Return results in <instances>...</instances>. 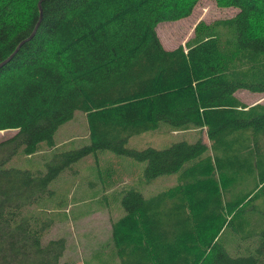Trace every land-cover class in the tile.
Masks as SVG:
<instances>
[{"label": "trees", "instance_id": "16d2710c", "mask_svg": "<svg viewBox=\"0 0 264 264\" xmlns=\"http://www.w3.org/2000/svg\"><path fill=\"white\" fill-rule=\"evenodd\" d=\"M197 2L0 0V132L14 131L0 141V264H65L66 236H51L55 218L70 217L61 178L85 193L99 180L92 195L104 196L102 178L70 172L104 151L142 164L110 224L119 264H264V228L245 218L264 197V104L235 96L264 94V0H216L236 13L198 22L183 47L165 49L157 26ZM76 113L89 142L58 146ZM164 125L198 136L128 147ZM166 175L174 184L143 191Z\"/></svg>", "mask_w": 264, "mask_h": 264}, {"label": "rangeland", "instance_id": "374dc122", "mask_svg": "<svg viewBox=\"0 0 264 264\" xmlns=\"http://www.w3.org/2000/svg\"><path fill=\"white\" fill-rule=\"evenodd\" d=\"M21 9L24 12V7ZM235 13L236 10L232 8L219 7L216 0H198L188 17L179 21L160 23L157 26V35L165 49L172 50L180 46L183 47L186 41L192 38L193 29L198 22L204 21L209 23L217 19H227ZM252 29H254V25H252ZM235 96L245 105H251L253 103L264 104V94L260 95L247 90H239L235 93ZM257 97V100L252 101V99ZM203 132H201L202 138L205 141ZM13 134L14 131H1L0 141ZM194 134L196 135L195 131L172 134V131H169V127L164 125L159 130L132 137L128 142V147L133 149L146 147L161 149L169 146L171 144L170 142L182 140L181 138L183 137L189 138ZM56 137L57 145L65 146L66 148L71 145L76 146L88 143L89 130L86 115L76 113L70 122L61 126ZM12 161L15 163L16 158ZM134 163L142 167L141 163L131 161L130 158L117 156L108 151H104L86 156L74 166V169L70 172L76 174L83 172V176L87 179L90 178L91 181L96 177L102 178V185L105 187V195L102 197H93L92 195L95 192L97 194L96 188L100 185L99 180L93 181L88 186L89 190L85 193V188L83 186L76 187L74 180H68L66 177L61 178L60 186L69 193L70 197L68 208V215L70 217L66 221L56 217L54 222L56 225L51 234L52 237L66 236L63 238L66 240L67 250L61 259V263L119 264L115 255V249L112 243L108 241L110 224L112 220L118 218L120 215L116 204L120 193L119 191L126 185L136 183L138 177L134 174L135 169H137V174L140 173L138 166L134 167L132 165ZM174 181L175 175L160 176L145 185L146 187L143 191H159L164 187L174 184ZM100 198L102 202L98 203L97 200ZM255 204L257 205L256 216L247 213L245 218H252L255 221L254 227L262 229L264 228V197H261ZM81 208H85L83 211L88 210L85 216L83 215L85 212L80 213L81 211H78ZM74 212H76L75 218L72 217ZM206 234L207 236L211 234L217 236V231L212 230L206 232ZM226 235L229 237L233 235L230 228L227 229ZM262 237L264 239V234H262ZM260 238L261 234L255 236L254 240L260 243ZM245 244L244 242L242 246H245ZM230 246L231 243L226 246L227 251L231 250ZM258 255L261 256L264 263V251L262 254L258 252Z\"/></svg>", "mask_w": 264, "mask_h": 264}, {"label": "crops", "instance_id": "0c3cea01", "mask_svg": "<svg viewBox=\"0 0 264 264\" xmlns=\"http://www.w3.org/2000/svg\"><path fill=\"white\" fill-rule=\"evenodd\" d=\"M258 99V97L257 98H255V99H252V101H255V100H257ZM253 104H255V103H253ZM253 104H251V105H253ZM196 135L194 134V135H191L189 138H187V137H183V138H181L182 140H187V141H194L195 140V137ZM195 137V138H194ZM194 138V139H193Z\"/></svg>", "mask_w": 264, "mask_h": 264}, {"label": "water", "instance_id": "95a60500", "mask_svg": "<svg viewBox=\"0 0 264 264\" xmlns=\"http://www.w3.org/2000/svg\"><path fill=\"white\" fill-rule=\"evenodd\" d=\"M41 2V1H40ZM40 2L38 3V5L40 4Z\"/></svg>", "mask_w": 264, "mask_h": 264}]
</instances>
